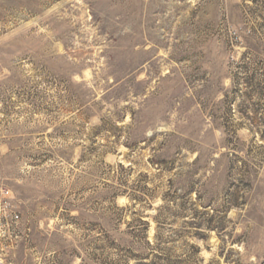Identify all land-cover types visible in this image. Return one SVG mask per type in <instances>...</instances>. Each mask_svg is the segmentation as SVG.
I'll list each match as a JSON object with an SVG mask.
<instances>
[{
    "label": "rangeland",
    "instance_id": "374dc122",
    "mask_svg": "<svg viewBox=\"0 0 264 264\" xmlns=\"http://www.w3.org/2000/svg\"><path fill=\"white\" fill-rule=\"evenodd\" d=\"M0 186L13 264H264V0H0Z\"/></svg>",
    "mask_w": 264,
    "mask_h": 264
},
{
    "label": "built area",
    "instance_id": "2783aa9c",
    "mask_svg": "<svg viewBox=\"0 0 264 264\" xmlns=\"http://www.w3.org/2000/svg\"><path fill=\"white\" fill-rule=\"evenodd\" d=\"M24 236L28 237L27 229L16 197L10 189L0 186V264H13Z\"/></svg>",
    "mask_w": 264,
    "mask_h": 264
}]
</instances>
